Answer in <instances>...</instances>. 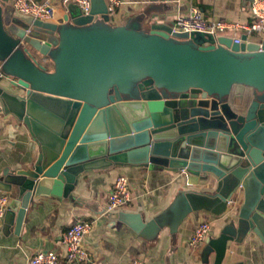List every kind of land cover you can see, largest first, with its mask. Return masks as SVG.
Instances as JSON below:
<instances>
[{
  "label": "water",
  "instance_id": "obj_1",
  "mask_svg": "<svg viewBox=\"0 0 264 264\" xmlns=\"http://www.w3.org/2000/svg\"><path fill=\"white\" fill-rule=\"evenodd\" d=\"M10 1L0 0V59L12 79L11 89L0 88V102L38 137L28 108L40 111L45 101L56 127H49L50 140L49 131L41 137L30 168L0 177V192L10 199L6 224L18 233L33 197L71 200L83 174L141 166L211 179L214 189L180 192L149 221L118 213L137 235L153 239L164 228L173 234L199 212L227 214L241 190L237 220L207 243L212 264H222L229 242L241 244L249 234L264 241V40L234 45L173 33L174 23H154L148 32L112 28L104 0H91L85 17L68 5L62 22L52 24L10 12ZM105 24L109 30L93 29Z\"/></svg>",
  "mask_w": 264,
  "mask_h": 264
},
{
  "label": "crops",
  "instance_id": "obj_2",
  "mask_svg": "<svg viewBox=\"0 0 264 264\" xmlns=\"http://www.w3.org/2000/svg\"><path fill=\"white\" fill-rule=\"evenodd\" d=\"M29 1L43 3L46 0ZM49 1L55 6L49 23L60 24L66 7L60 6L57 0ZM250 2L125 0L109 16V25L112 28L129 27L148 32L154 23L175 24L176 19L188 15L191 8L198 9L206 22L248 25L253 21ZM6 8L15 13L11 3ZM5 29L8 31L7 27ZM237 35L239 33L236 31H226L220 37L231 39ZM253 39L264 40V35H253L249 38ZM35 57L39 61V57ZM47 67L52 69L51 64ZM2 72L4 78L0 81V88L9 90L12 79L4 69ZM44 96L48 97L46 94ZM47 137L48 134L44 133L43 138ZM51 137L49 129V140ZM43 138L31 136L14 112L5 110L0 102V177L4 171L15 172L21 168H30L40 153ZM119 176H124L129 181L131 203L124 210L108 213L105 211L107 197ZM212 182L211 179L198 181L189 176L180 178V174L150 171L141 166L112 167L88 172L80 177L71 200L33 197L18 233L15 232L13 224H6L3 215L0 220V264H27L38 251L54 252L65 264L62 235L79 221L93 223L92 230L83 237V245L93 254V264H128L133 260H141L144 264H203L202 256L206 251L207 264H212L214 253L208 250L207 243L218 237L232 219L237 220L243 201L241 190L237 191L230 203L229 213L221 216L203 212L191 214L177 232L171 234L164 228L153 239L137 235L116 219L118 213H131L140 214L145 221H149L166 210L180 192H212ZM204 220L210 223L209 235L199 248L192 251L189 247L192 233ZM222 264H264V241L249 234L241 244L229 242Z\"/></svg>",
  "mask_w": 264,
  "mask_h": 264
},
{
  "label": "built area",
  "instance_id": "obj_3",
  "mask_svg": "<svg viewBox=\"0 0 264 264\" xmlns=\"http://www.w3.org/2000/svg\"><path fill=\"white\" fill-rule=\"evenodd\" d=\"M55 1V0H54ZM13 10L19 14L31 16L34 20L49 22L54 14L55 6L49 0L43 3H36L29 0H11ZM107 15L110 16L119 9L125 0H104ZM60 6L67 7L75 5L79 9L81 16H88L91 10V0H57ZM250 10L253 21L248 25H241L233 22H206L202 13L191 8L188 15L179 16L172 29L173 33H203L214 37H220L226 31H236L239 33L231 38L232 44L240 45L253 35H264V0H251ZM3 61L0 59V81L4 78ZM9 197L0 194V220L3 218ZM131 203L130 185L127 178L119 176L108 194L105 211L113 213L124 210ZM93 227V223L79 221L73 224L63 235L62 244L65 247L63 256L65 264H93V254L83 245V237L88 234ZM210 223L207 220L200 222L192 233L189 247L195 251L201 246L210 232ZM27 264H63L59 255L54 252L38 251L34 253ZM128 264H144L141 260H133Z\"/></svg>",
  "mask_w": 264,
  "mask_h": 264
},
{
  "label": "rangeland",
  "instance_id": "obj_4",
  "mask_svg": "<svg viewBox=\"0 0 264 264\" xmlns=\"http://www.w3.org/2000/svg\"><path fill=\"white\" fill-rule=\"evenodd\" d=\"M10 3L12 4V2H10ZM97 19L98 18H96V20ZM7 29H8L9 32H11L13 34L16 33V31L13 30L12 27H7ZM93 29L94 30H96V29L109 30L110 29V26H108L107 24H105L103 27H98V28H93ZM52 101L53 100L49 101V112L52 111L51 110V106L52 105L50 104ZM45 104H46L45 101L42 102V106L43 107H42V109L40 111L39 110L36 111V107L35 106L34 107L33 106H31V107L29 106V108H28V113H29V115H30V117L32 119V123H33V126H34V130H35V132L40 137H43V133H46V131H49V127H53V128L56 127L55 120H53V118H50V116L49 117L45 116V114H44V111L43 110L45 108L44 107ZM39 121H40L41 124L45 125L46 127L45 128H44V126L41 127V124L39 123Z\"/></svg>",
  "mask_w": 264,
  "mask_h": 264
},
{
  "label": "bare ground",
  "instance_id": "obj_5",
  "mask_svg": "<svg viewBox=\"0 0 264 264\" xmlns=\"http://www.w3.org/2000/svg\"><path fill=\"white\" fill-rule=\"evenodd\" d=\"M11 2V1H10Z\"/></svg>",
  "mask_w": 264,
  "mask_h": 264
}]
</instances>
